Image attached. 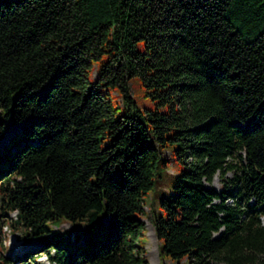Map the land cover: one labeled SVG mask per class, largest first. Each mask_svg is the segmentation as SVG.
Returning <instances> with one entry per match:
<instances>
[{
  "label": "trees",
  "instance_id": "1",
  "mask_svg": "<svg viewBox=\"0 0 264 264\" xmlns=\"http://www.w3.org/2000/svg\"><path fill=\"white\" fill-rule=\"evenodd\" d=\"M6 120L0 264L37 262L4 253L5 224L54 264H148L150 193L160 253L264 264V0H0V137ZM168 145L181 168L155 190ZM64 220L86 237L56 240Z\"/></svg>",
  "mask_w": 264,
  "mask_h": 264
},
{
  "label": "rangeland",
  "instance_id": "2",
  "mask_svg": "<svg viewBox=\"0 0 264 264\" xmlns=\"http://www.w3.org/2000/svg\"><path fill=\"white\" fill-rule=\"evenodd\" d=\"M129 89L133 97V100L135 102V105L137 107H139L140 109H143V107L152 106V102L150 98L148 97V95H146L143 92V87L140 84L137 76H132L129 79ZM20 123L21 121H16V122H11L9 120L5 121L3 133H2V136L0 137V152L5 148L6 145L10 146L9 138L12 135L19 132ZM19 142L21 143L22 141H19ZM162 155L168 157V162L160 170L161 177L157 180L153 188L155 190H158L160 188H166L167 187L166 183L168 179L170 178L169 175L175 174L181 168V164L171 152L170 145L166 146L162 150ZM227 174H230V172H227ZM206 184L218 189L220 187V180H219L218 173L215 172L210 182H207ZM150 195H152V193L144 196L145 204L143 205V208L146 212H143L140 215V218L142 220V226H143L142 233L137 238V242L138 244H140V249H141L140 253L146 258V260L148 261V264H188L186 258L184 257L177 261L175 259H170L165 254H162L159 252L160 243H159V239L157 238L154 232V229L151 223V214L149 211V206H150L149 202H150V197H151ZM10 214L12 215L13 212H11ZM106 218H107L106 214L103 213V215L99 218L94 228L95 231L99 232L102 230V228H104ZM47 225L50 227L52 233L61 232L62 230H66L67 232L63 233L61 238L56 239V240L65 241L69 245L72 244V241L76 234H77L78 241H80L81 236L86 237L85 233L81 229V225L79 221L77 220L75 221L64 220L61 222L48 221ZM18 232L19 230L10 231L9 226L7 224L3 225L2 244L4 247V253L6 255L14 256L15 254H22L27 249L29 250V249L34 248L37 251L36 252L37 254L35 255L37 262L24 256L25 258L24 261L26 262V264H54L48 261V258L46 257V254L44 253V251L40 250L42 248L41 243H39L36 238L24 240L17 235ZM9 264H23V263H21L20 260L15 259Z\"/></svg>",
  "mask_w": 264,
  "mask_h": 264
}]
</instances>
